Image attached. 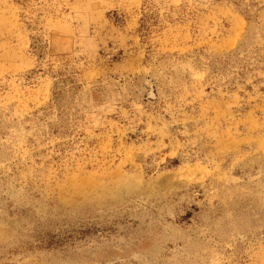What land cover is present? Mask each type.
<instances>
[{
  "label": "rangeland",
  "instance_id": "rangeland-1",
  "mask_svg": "<svg viewBox=\"0 0 264 264\" xmlns=\"http://www.w3.org/2000/svg\"><path fill=\"white\" fill-rule=\"evenodd\" d=\"M0 264H264V0H0Z\"/></svg>",
  "mask_w": 264,
  "mask_h": 264
}]
</instances>
